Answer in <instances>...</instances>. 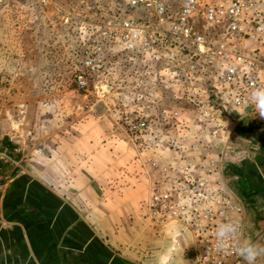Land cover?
<instances>
[{
  "label": "crops",
  "instance_id": "1",
  "mask_svg": "<svg viewBox=\"0 0 264 264\" xmlns=\"http://www.w3.org/2000/svg\"><path fill=\"white\" fill-rule=\"evenodd\" d=\"M66 113L29 132L20 120L0 124V264H158L170 249V264H196L189 228L139 221L137 198L118 189L117 171L107 173L109 162L78 128L56 127ZM247 119L229 120L205 144L221 155V179L244 204L243 240L264 245V119Z\"/></svg>",
  "mask_w": 264,
  "mask_h": 264
},
{
  "label": "built area",
  "instance_id": "2",
  "mask_svg": "<svg viewBox=\"0 0 264 264\" xmlns=\"http://www.w3.org/2000/svg\"><path fill=\"white\" fill-rule=\"evenodd\" d=\"M4 1L32 10H49L59 4L58 0H0ZM120 3V14L94 18L87 24L80 67L74 74L78 90L88 92L92 73L112 64L107 56L116 48L144 64V78L152 81L157 77L178 90L186 83L194 98L208 106L214 101L236 117L255 115L247 101L254 86L264 87V0ZM61 7L65 23L70 15L78 18L69 8ZM109 69L117 73L115 65ZM143 98L148 101L144 110L131 111L126 106L116 111L115 121L134 139L152 135L154 143L164 146L165 141L151 130L149 114L160 96L150 89ZM191 148L198 147L193 144ZM214 165V161L208 163L205 175L190 160L174 159L172 176L168 168H162L147 202L148 216L154 224L184 223L195 239L196 264H236L242 258L217 252L215 231L219 223L231 219L240 224L243 240L245 208L224 182H215Z\"/></svg>",
  "mask_w": 264,
  "mask_h": 264
},
{
  "label": "rangeland",
  "instance_id": "3",
  "mask_svg": "<svg viewBox=\"0 0 264 264\" xmlns=\"http://www.w3.org/2000/svg\"><path fill=\"white\" fill-rule=\"evenodd\" d=\"M82 1L58 0L59 4L49 10L0 2V124L20 120L29 132L36 122L45 128L53 124L55 115L63 119L61 112H67L66 120L57 122L56 127L64 124L63 129L68 131L78 128L75 130L79 140L90 143V151L100 154L104 162L114 161L113 166L107 164V173L111 167L114 173L117 171L118 189L137 198L142 210L138 219L142 222L150 221L147 202L161 178L162 168H168L170 176L174 174V159L192 161L201 175L206 174L208 163L214 161V180L223 184L221 155L211 153L205 135L225 128L231 119L249 116L236 117L214 101L208 106L199 97L194 98L186 83L178 90L162 84L157 77L152 81L144 78V64L116 48L107 56L113 65L92 73L87 93L78 90L74 74L80 67V48L87 24L94 18L118 15L123 8L121 0ZM61 6L78 18L70 15L65 23ZM114 65L117 73L109 69ZM122 79L127 82L121 83ZM150 89L160 96L158 105L149 111L151 130L165 141L164 146L154 143L152 135L134 139L115 121L119 109H143L148 102L143 96ZM193 144L197 145L196 150L191 148ZM109 181L107 178V187L113 184Z\"/></svg>",
  "mask_w": 264,
  "mask_h": 264
},
{
  "label": "clouds",
  "instance_id": "4",
  "mask_svg": "<svg viewBox=\"0 0 264 264\" xmlns=\"http://www.w3.org/2000/svg\"><path fill=\"white\" fill-rule=\"evenodd\" d=\"M247 105L255 110V115L264 119V87H253L248 97ZM241 226L237 221L226 220L219 223L215 231L216 250L222 254H234L245 261V264H256L264 256V245L257 242L244 241L240 238ZM172 250L162 254L158 264H170Z\"/></svg>",
  "mask_w": 264,
  "mask_h": 264
}]
</instances>
